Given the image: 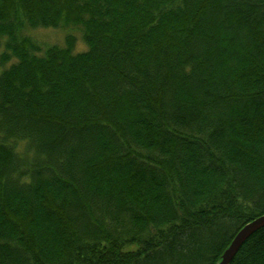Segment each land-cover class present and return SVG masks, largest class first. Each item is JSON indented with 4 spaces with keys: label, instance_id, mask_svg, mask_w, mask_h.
<instances>
[{
    "label": "trees",
    "instance_id": "trees-1",
    "mask_svg": "<svg viewBox=\"0 0 264 264\" xmlns=\"http://www.w3.org/2000/svg\"><path fill=\"white\" fill-rule=\"evenodd\" d=\"M263 117L264 0H0V264H218Z\"/></svg>",
    "mask_w": 264,
    "mask_h": 264
},
{
    "label": "water",
    "instance_id": "water-1",
    "mask_svg": "<svg viewBox=\"0 0 264 264\" xmlns=\"http://www.w3.org/2000/svg\"><path fill=\"white\" fill-rule=\"evenodd\" d=\"M263 228L264 215L246 224L234 237L229 247L223 253L221 261L218 264H230L246 241Z\"/></svg>",
    "mask_w": 264,
    "mask_h": 264
},
{
    "label": "rangeland",
    "instance_id": "rangeland-1",
    "mask_svg": "<svg viewBox=\"0 0 264 264\" xmlns=\"http://www.w3.org/2000/svg\"><path fill=\"white\" fill-rule=\"evenodd\" d=\"M68 32H72L71 30H62V29H55V28H39L30 31V34L34 36V38L43 44H64L65 42V36ZM77 38H78V44H77V51H81L86 49L85 46L82 44V35L77 30L73 31Z\"/></svg>",
    "mask_w": 264,
    "mask_h": 264
},
{
    "label": "bare ground",
    "instance_id": "bare-ground-1",
    "mask_svg": "<svg viewBox=\"0 0 264 264\" xmlns=\"http://www.w3.org/2000/svg\"><path fill=\"white\" fill-rule=\"evenodd\" d=\"M87 59V58H86ZM91 61V60H90ZM8 73V72H7ZM5 74V73H4ZM43 76V75H42ZM43 81V80H42ZM234 84V83H233ZM241 85V84H240ZM242 87V86H241ZM254 90V89H253ZM250 92V91H249ZM256 92V91H255ZM239 97V96H238ZM241 99V98H240ZM242 100V99H241ZM199 106V105H198ZM197 106V107H198ZM261 108V107H260ZM195 113V112H194ZM196 114V113H195ZM201 114V113H200ZM262 117V116H261ZM257 118V117H256ZM264 118V117H263ZM205 119V118H204ZM208 119V118H207ZM257 123V122H256ZM262 123V122H261ZM218 134V133H217ZM239 141V140H238ZM229 142V141H228ZM223 144V143H222ZM232 145V144H231ZM232 151H233V149H232ZM113 152V151H112ZM252 152V151H251ZM116 168V167H115ZM116 175V174H115ZM263 177V176H262ZM262 181V180H261ZM264 182V181H263ZM262 183V182H261ZM261 185V184H260ZM260 189H261V187H260ZM262 216V215H261ZM256 218V217H255ZM235 221V220H234ZM248 221V220H247ZM237 234V233H236ZM251 248V247H250ZM150 263V262H149Z\"/></svg>",
    "mask_w": 264,
    "mask_h": 264
}]
</instances>
